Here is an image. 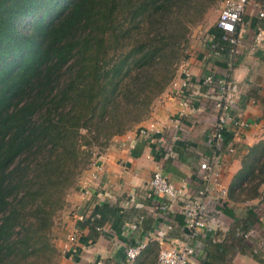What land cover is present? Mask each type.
Instances as JSON below:
<instances>
[{
    "label": "trees",
    "instance_id": "obj_1",
    "mask_svg": "<svg viewBox=\"0 0 264 264\" xmlns=\"http://www.w3.org/2000/svg\"><path fill=\"white\" fill-rule=\"evenodd\" d=\"M215 7L216 0H0V264L58 263L53 229L69 191L115 137L150 118L190 57V28ZM209 33L222 36L215 26ZM221 45L214 53L231 55ZM231 136L224 133L220 151ZM252 152L256 194L264 151ZM118 210L98 207L78 227L104 234L98 229L110 217L115 228ZM151 244L140 256L157 248Z\"/></svg>",
    "mask_w": 264,
    "mask_h": 264
},
{
    "label": "crops",
    "instance_id": "obj_2",
    "mask_svg": "<svg viewBox=\"0 0 264 264\" xmlns=\"http://www.w3.org/2000/svg\"><path fill=\"white\" fill-rule=\"evenodd\" d=\"M259 8L264 10V4L250 0L238 29L239 56L211 52L204 40L182 64L193 83L209 75L237 82L241 95L233 117L247 124L239 138H234L230 129L227 131L232 135L234 152L226 149L219 166L227 196L217 191L207 200L210 221L190 264H264V184L258 187L256 196L251 187L258 181L251 183L248 175L250 162L254 163L255 158L252 150L264 151V43H256L258 30L264 29V19L259 17ZM182 78V71L178 70L174 81ZM201 92L195 107L187 109L170 86L155 103L150 118L115 137L106 152L83 173L80 187L68 198L66 231L58 246L63 247L67 236L74 232L78 233V242L60 258L59 264H125L126 250L134 241L153 243L150 248L156 243L157 248L138 257L133 264H142L143 260L156 264L161 250L184 245L186 232L180 205L201 186L199 166L211 152L209 138L216 122L212 97L203 88ZM170 119H176L180 128L173 129ZM143 129L163 132L164 137L179 134L181 146L177 154L167 156L161 146L142 135ZM159 170L182 192L179 202L173 203L167 213L158 210L157 200L149 197V182ZM247 177L248 183L241 186L240 194L237 186ZM232 189L234 192L230 193ZM104 206L119 209L114 218L115 228L109 222L112 217L103 227L104 234L78 227L79 216ZM133 224L137 225L136 230H130L129 225Z\"/></svg>",
    "mask_w": 264,
    "mask_h": 264
},
{
    "label": "built area",
    "instance_id": "obj_3",
    "mask_svg": "<svg viewBox=\"0 0 264 264\" xmlns=\"http://www.w3.org/2000/svg\"><path fill=\"white\" fill-rule=\"evenodd\" d=\"M250 0H225L222 10L220 11L218 20L215 24L222 36L217 37L215 34L206 35L204 44L211 52L224 51L225 47L221 42L226 43L230 47L231 55L236 57L240 55V39L238 37V29ZM258 5H256V9ZM259 17L264 19V10L258 9ZM258 45L264 43V29H259L256 36ZM184 64V63H183ZM181 64L178 70L182 71L183 78L181 81H174L172 87L178 92L182 98L185 108L195 107L202 96L201 89L207 88V95L212 97L213 110L215 112L216 122L210 135L209 146L214 150L209 156H204L199 166L200 188L195 191L192 198L181 202L180 214L184 219L185 238L184 245L180 248H168L160 251L157 264H190L191 258L199 249L203 231L207 228L210 221V208L208 199L217 191L225 197L227 189L221 185V173L219 171L220 159L222 156L221 147L224 145V133L231 130L234 138L242 136L247 124L233 117L236 103L240 99L241 89L237 82L230 78H216L213 75L206 76L197 82H192L191 75L186 67ZM173 129H179L180 124L176 119L169 121ZM232 124V126H231ZM155 129L154 126H152ZM142 135L149 138L153 143L161 146L165 154L174 157L177 154V145L181 142L179 134H174L171 138L164 137L163 132L154 130H142ZM233 141V140H232ZM232 141L227 146L229 153L234 152ZM95 164V163H94ZM98 168V167H97ZM150 195L156 201V207L163 213L170 211L173 203H178L182 192L177 189L162 171L154 172L149 182ZM90 213L87 215L89 217ZM86 217V216H85ZM83 215L78 219L83 221ZM130 230H136L137 225H129ZM98 231H103L101 228ZM246 234L245 237H248ZM78 233L74 232L69 235L67 241L63 245V255H67L78 242ZM144 242H139L135 247H129L126 250L125 264H133L146 248Z\"/></svg>",
    "mask_w": 264,
    "mask_h": 264
},
{
    "label": "rangeland",
    "instance_id": "obj_4",
    "mask_svg": "<svg viewBox=\"0 0 264 264\" xmlns=\"http://www.w3.org/2000/svg\"><path fill=\"white\" fill-rule=\"evenodd\" d=\"M224 1L225 0H216V7L206 15L204 20L202 22H200L198 25H195V26L190 28V31H189V33H190L189 34V44L190 45H189V49L187 52L189 55L195 51V49L197 48V45L202 43L205 40L206 35H208L209 32L212 30V28H214V26L218 20L220 11L223 8ZM256 1H258L261 4H264V0H256ZM186 61H184V62H186ZM81 179H82V177H81ZM81 179H80L79 183L81 182ZM79 183L77 185V188L80 187ZM77 188L69 191V193L67 195L66 209L56 219V223H55V226L53 229L54 243H55L56 249L59 253V259L57 260V262H58L57 264H59L60 258L63 257V247H62V245L60 247L58 246V241L61 238V234L66 231L65 221L67 219L66 217L68 215V209L70 210V208L68 206V198L70 197V195L73 191L77 190ZM69 235L67 236V238L69 237ZM156 264H157V262H156Z\"/></svg>",
    "mask_w": 264,
    "mask_h": 264
}]
</instances>
